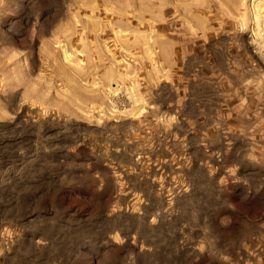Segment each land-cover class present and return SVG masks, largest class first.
Wrapping results in <instances>:
<instances>
[{"label": "rangeland", "instance_id": "1", "mask_svg": "<svg viewBox=\"0 0 264 264\" xmlns=\"http://www.w3.org/2000/svg\"><path fill=\"white\" fill-rule=\"evenodd\" d=\"M0 264H264V0H0Z\"/></svg>", "mask_w": 264, "mask_h": 264}]
</instances>
